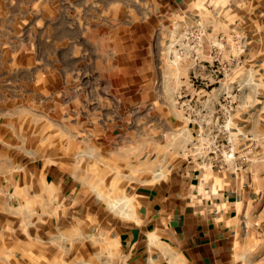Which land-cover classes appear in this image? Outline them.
I'll use <instances>...</instances> for the list:
<instances>
[{
	"label": "crops",
	"instance_id": "1",
	"mask_svg": "<svg viewBox=\"0 0 264 264\" xmlns=\"http://www.w3.org/2000/svg\"><path fill=\"white\" fill-rule=\"evenodd\" d=\"M155 2L163 19L211 29L196 65L123 56L116 109L86 112L75 133L69 103L35 134L0 102V264H264V108L246 96L248 71L262 84L264 0ZM169 83L191 99L170 103ZM201 84L211 102L193 100ZM227 128L235 158L220 168Z\"/></svg>",
	"mask_w": 264,
	"mask_h": 264
},
{
	"label": "rangeland",
	"instance_id": "2",
	"mask_svg": "<svg viewBox=\"0 0 264 264\" xmlns=\"http://www.w3.org/2000/svg\"><path fill=\"white\" fill-rule=\"evenodd\" d=\"M0 4L21 8L17 14L9 9L0 11V102H5L7 116L20 114L23 131L41 133L45 124L40 118H57L62 114L63 102L70 104L72 133L79 130L78 118L86 112L105 119L119 102L116 72L131 61L123 56H151L157 64L162 58L169 68L185 60L196 65L192 59L168 56L167 42L176 34L175 23L154 11L155 0H0ZM261 30L263 69L262 76H258L262 84L256 89L254 73L248 71L246 96L247 102H263L264 108V27ZM210 31L207 27V35ZM221 35L219 32L217 37ZM161 39L167 40L162 47ZM200 86L205 88L200 92L204 94H195L193 100L211 102L215 91L210 92V84ZM167 94L170 103L176 105L181 104V97L191 99V91L176 92L170 83ZM225 96L227 102H236L238 88L226 91ZM184 107L193 110L190 103ZM62 125L49 123L55 132L54 142L61 140L58 131Z\"/></svg>",
	"mask_w": 264,
	"mask_h": 264
},
{
	"label": "built area",
	"instance_id": "3",
	"mask_svg": "<svg viewBox=\"0 0 264 264\" xmlns=\"http://www.w3.org/2000/svg\"><path fill=\"white\" fill-rule=\"evenodd\" d=\"M173 23H175L176 34L168 39V56L174 59H192L194 62H199L207 37L205 23L201 19L191 18L187 15H183L179 20H174ZM227 132L226 139L215 144L216 149L222 154L219 160L220 168L228 160L235 158L234 139L229 128H227Z\"/></svg>",
	"mask_w": 264,
	"mask_h": 264
}]
</instances>
